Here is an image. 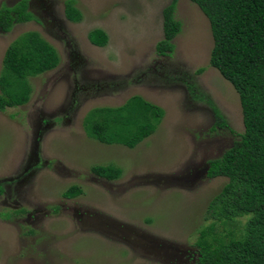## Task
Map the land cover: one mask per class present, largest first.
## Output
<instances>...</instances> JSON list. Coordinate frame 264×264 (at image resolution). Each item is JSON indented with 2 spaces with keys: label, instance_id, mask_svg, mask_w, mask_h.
<instances>
[{
  "label": "rangeland",
  "instance_id": "1",
  "mask_svg": "<svg viewBox=\"0 0 264 264\" xmlns=\"http://www.w3.org/2000/svg\"><path fill=\"white\" fill-rule=\"evenodd\" d=\"M66 1L28 0L35 20L0 31V73L5 51L26 32L59 57L55 69L28 79L25 105L0 111V264H196L199 230L214 222L208 204L227 183L207 177L208 162L243 132L237 92L209 65V21L179 0L181 28L166 57L155 47L171 0H73L77 23L65 17ZM95 29L106 46L88 40ZM133 96L164 111L152 135L133 149L89 138L101 116L94 108ZM210 104L224 128H214ZM97 165L121 175L99 178ZM70 186L82 194L64 198ZM246 219L216 221L215 232L242 231Z\"/></svg>",
  "mask_w": 264,
  "mask_h": 264
},
{
  "label": "trees",
  "instance_id": "2",
  "mask_svg": "<svg viewBox=\"0 0 264 264\" xmlns=\"http://www.w3.org/2000/svg\"><path fill=\"white\" fill-rule=\"evenodd\" d=\"M178 1L171 0L162 12L163 38L155 47L159 56L171 55L172 41L180 32L181 24L174 17ZM189 1L209 21L213 40L209 65L237 92L243 124V132L236 136L232 146L220 158L208 162L207 177H223L227 183L208 204L214 222L199 230L195 242L199 253L196 264H264V0ZM64 13L70 22L81 20L73 0L65 2ZM34 20L28 0L0 7L3 33L10 32L15 24ZM88 40L96 47H104L108 36L103 30L95 29L88 33ZM58 64L57 51L39 33L21 34L9 45L2 60L0 111L25 105L31 95L28 79L51 71ZM210 106L216 118L214 128H224L222 114ZM92 112H87L84 122ZM94 112L101 116L91 122L94 133L87 134L89 138L129 149L152 135L164 116L160 107L140 96L130 97L118 107L94 108ZM91 172L108 181L121 175L119 168L108 165L93 166ZM81 194L79 187L70 186L63 196L73 199ZM242 216L247 217L242 231L226 235L215 232L216 221L225 224Z\"/></svg>",
  "mask_w": 264,
  "mask_h": 264
},
{
  "label": "crops",
  "instance_id": "3",
  "mask_svg": "<svg viewBox=\"0 0 264 264\" xmlns=\"http://www.w3.org/2000/svg\"><path fill=\"white\" fill-rule=\"evenodd\" d=\"M143 142V141H142Z\"/></svg>",
  "mask_w": 264,
  "mask_h": 264
}]
</instances>
